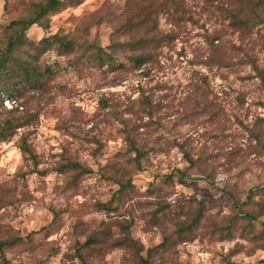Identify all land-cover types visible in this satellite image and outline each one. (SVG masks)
<instances>
[{
  "label": "rangeland",
  "instance_id": "1",
  "mask_svg": "<svg viewBox=\"0 0 264 264\" xmlns=\"http://www.w3.org/2000/svg\"><path fill=\"white\" fill-rule=\"evenodd\" d=\"M38 1L0 0V47ZM25 33L75 48L0 82V264H264V0H82Z\"/></svg>",
  "mask_w": 264,
  "mask_h": 264
},
{
  "label": "trees",
  "instance_id": "2",
  "mask_svg": "<svg viewBox=\"0 0 264 264\" xmlns=\"http://www.w3.org/2000/svg\"><path fill=\"white\" fill-rule=\"evenodd\" d=\"M82 0H41L33 2L27 14L24 16L11 20L4 29L5 37L3 45L0 47V82L3 84L21 83L25 86H39L46 74H48V68L43 66L39 62L40 57L48 50L53 49L58 53L70 52L75 48V42L69 39L65 35L60 33H53L46 37L41 38L38 41H33L27 38L26 30L33 24H38L43 28H46L49 23V15L64 9L67 6L80 3ZM170 7L175 4L165 3ZM241 13L238 15H230V23L232 25L239 26L243 29H247L246 22L240 18ZM154 40L152 38H138L127 43H112L107 46V49H111L113 52H120L123 48L129 51H136L140 49H146ZM107 49L95 44L91 47V52L87 58L92 61H98L100 65L107 63L109 66L115 67V62ZM130 59L134 66L140 65L144 61L150 59V55L132 54ZM117 67H124L122 63H118ZM257 74L261 81L264 83V69L260 70L256 68ZM23 123V122H22ZM21 124H12L8 121V126L2 127L0 130V139H6L7 129L20 127ZM22 149L29 152L26 144L22 145ZM136 152V159L142 154L140 150L134 147ZM31 158L35 161L36 154H31ZM69 167L76 169L80 165L76 162H70ZM251 190L248 194L250 198ZM247 215V213H246ZM249 215V214H248ZM4 242H0V251L3 249ZM7 264H10L6 261ZM143 264H151L148 260H143Z\"/></svg>",
  "mask_w": 264,
  "mask_h": 264
}]
</instances>
